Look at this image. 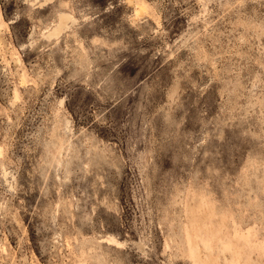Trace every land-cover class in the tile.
I'll return each mask as SVG.
<instances>
[{"label": "rangeland", "instance_id": "obj_1", "mask_svg": "<svg viewBox=\"0 0 264 264\" xmlns=\"http://www.w3.org/2000/svg\"><path fill=\"white\" fill-rule=\"evenodd\" d=\"M135 1L0 0V264H264V0Z\"/></svg>", "mask_w": 264, "mask_h": 264}, {"label": "bare ground", "instance_id": "obj_2", "mask_svg": "<svg viewBox=\"0 0 264 264\" xmlns=\"http://www.w3.org/2000/svg\"><path fill=\"white\" fill-rule=\"evenodd\" d=\"M28 2H30V6H34V8H43V4L45 2H53V0H44V1H38V0H28ZM37 3V4H36ZM127 3L129 5H133L134 6V17L135 18H140L142 16V14H144L145 12H147V6L144 4V3H140V2H136L135 0H127ZM246 4H249V3H245ZM244 5V7H245ZM249 6V5H248ZM246 6L245 9L248 7ZM243 8V7H241ZM240 8V9H241ZM234 11V10H232ZM235 11H238L237 9ZM246 11V10H245ZM238 14V12H236ZM232 15V13H230ZM244 15V14H243ZM228 16V15H227ZM226 16V17H227ZM236 16V15H235ZM56 20L55 22L51 24V27L48 29H45L44 31H42V33H40L42 35V37L44 39H58L60 38L66 31L67 29L71 26V25H74L76 22H77V19L75 18V16L72 14V13H67V12H59L56 16ZM230 18H232L231 16H229ZM234 17V16H233ZM225 19V17H224ZM223 19H221L222 21ZM226 20V19H225ZM12 21V20H11ZM54 21V20H53ZM226 22V21H225ZM224 22V23H225ZM219 23V22H218ZM229 23V22H226V24ZM223 26V24H221ZM221 26V27H222ZM234 27V26H233ZM242 27V26H241ZM224 28V27H223ZM237 28V27H235ZM234 28V30H235ZM1 29V27H0ZM233 30V29H232ZM233 30V31H234ZM24 47V46H23ZM15 63H22L21 62V58L18 54H16V57H15ZM24 76V75H23ZM25 77V76H24ZM20 79V78H19ZM26 80V79H25ZM27 81V80H26ZM20 82V81H19ZM25 82V81H24ZM26 85V82L24 83ZM13 93H14V98L13 99H17L18 98V90L16 88H14L13 90ZM19 99V98H18ZM17 99V100H18ZM12 104V102H11ZM11 106V105H10ZM15 106V105H14ZM111 242H114V243H119L118 241L116 240H111Z\"/></svg>", "mask_w": 264, "mask_h": 264}]
</instances>
